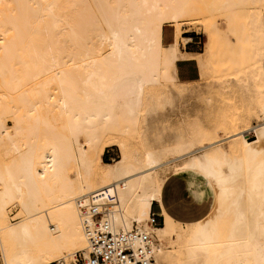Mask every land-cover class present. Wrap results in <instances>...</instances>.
<instances>
[{"label":"bare ground","instance_id":"obj_1","mask_svg":"<svg viewBox=\"0 0 264 264\" xmlns=\"http://www.w3.org/2000/svg\"><path fill=\"white\" fill-rule=\"evenodd\" d=\"M186 25L206 36L204 51H181ZM192 56L201 76L245 65L257 87L246 111L222 106L223 137L201 131L194 143L140 151L145 113L169 121L186 101L175 63ZM113 146L120 159L104 161ZM176 173L188 176L190 201L212 196L185 224L162 201ZM94 196L115 230L155 234L153 264H264V0H0V264L88 256Z\"/></svg>","mask_w":264,"mask_h":264},{"label":"rangeland","instance_id":"obj_2","mask_svg":"<svg viewBox=\"0 0 264 264\" xmlns=\"http://www.w3.org/2000/svg\"><path fill=\"white\" fill-rule=\"evenodd\" d=\"M172 29L173 36L175 35L174 26L167 25ZM193 34L194 38L191 43L196 46L201 52L205 50L206 36L198 30L195 25H186V29L183 35ZM190 41L182 39L180 41V47L186 46ZM196 42V43H195ZM246 67L244 64L239 66H230L224 70L220 68L213 70L212 74L203 73L197 81L187 82L186 86L189 88L186 101H178L176 110L173 113H169V121L160 120L159 116L155 113L146 112L142 117V122L135 132L134 144L140 150H157L163 145L172 144L175 142L194 143L200 136V132H216L222 137L225 135V130L220 127L223 123V110L222 106H227L228 112L243 113L246 111L250 98L253 97L254 91L257 88L256 82L253 78V74H245ZM245 77L243 78V76ZM220 76L225 78H236L240 84L235 89L227 88L223 91H219L220 83L217 80ZM178 85L172 87L177 88ZM214 87V88H213ZM223 92V94H222ZM181 102V104L179 103ZM229 103L230 105H227ZM180 107V108H179ZM179 108V109H178ZM235 108V109H234ZM166 111H170V107H166ZM260 112L252 118L253 124L261 122ZM10 126L13 125L11 119L5 120ZM162 121V122H161ZM248 138H253L252 131L247 132ZM121 152L118 147H108L104 154V161L113 163L119 160ZM186 175V174H185ZM171 176V175H170ZM212 196L209 194L206 197L205 203L209 205ZM18 208L13 209V213ZM157 210L160 212L159 208ZM164 217L163 212L161 211ZM154 222V221H153ZM182 222V221H181ZM185 224V222H182ZM154 224H156L154 222ZM163 222L156 225H162ZM142 225V224H141ZM186 226V225H183ZM158 240L157 245L161 244L159 239L152 234ZM167 243V241H166ZM79 254V253H78ZM82 254V253H81ZM158 264H172L169 259H157ZM55 264V263H52Z\"/></svg>","mask_w":264,"mask_h":264},{"label":"built area","instance_id":"obj_3","mask_svg":"<svg viewBox=\"0 0 264 264\" xmlns=\"http://www.w3.org/2000/svg\"><path fill=\"white\" fill-rule=\"evenodd\" d=\"M107 198L114 197L106 190ZM89 213L93 224L88 226L91 250L88 256L79 253L72 262L55 264H153L156 241L137 225L127 230H115L106 218L107 206L99 207L96 196Z\"/></svg>","mask_w":264,"mask_h":264},{"label":"crops","instance_id":"obj_4","mask_svg":"<svg viewBox=\"0 0 264 264\" xmlns=\"http://www.w3.org/2000/svg\"><path fill=\"white\" fill-rule=\"evenodd\" d=\"M164 26L162 40L164 45H169L174 41L172 29ZM170 26H172L170 24ZM186 34V33H185ZM186 37L194 38L193 34H186ZM196 43V42H195ZM186 46L181 45V51L187 54H195L201 52L194 44L186 43ZM176 76L178 80L185 82L197 81L201 77L200 64L196 57H180L175 63ZM106 152V151H105ZM188 176L184 173H176L171 175L164 184L162 192V201L166 211L175 219L182 222L192 221L202 217L210 208V204L205 203L206 197L195 193H190L188 187ZM157 202L152 203L151 217L153 221L161 223L164 221L162 214L156 209Z\"/></svg>","mask_w":264,"mask_h":264}]
</instances>
